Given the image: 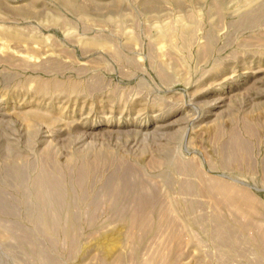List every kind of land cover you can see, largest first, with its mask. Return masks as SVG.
Instances as JSON below:
<instances>
[{
	"label": "rangeland",
	"instance_id": "obj_1",
	"mask_svg": "<svg viewBox=\"0 0 264 264\" xmlns=\"http://www.w3.org/2000/svg\"><path fill=\"white\" fill-rule=\"evenodd\" d=\"M69 1L0 0V264H264V0Z\"/></svg>",
	"mask_w": 264,
	"mask_h": 264
},
{
	"label": "bare ground",
	"instance_id": "obj_2",
	"mask_svg": "<svg viewBox=\"0 0 264 264\" xmlns=\"http://www.w3.org/2000/svg\"><path fill=\"white\" fill-rule=\"evenodd\" d=\"M249 2H252V1H254V0H248ZM63 3L65 4V5H70V1L69 0H63ZM195 30H196V27H195V25H185V26H180V27H174V26H167L166 28H165V30H164V32L162 31L161 32V34H160V37H159V39L161 38V39H163V38H171V37H174V34H177V35H179L180 37H181V40L183 41V44H187V43H189L190 42V40L192 39V37H193V33L195 32ZM173 39V38H172ZM171 39V40H172ZM181 41V42H182ZM86 44V43H85ZM88 44V43H87ZM99 44V43H98ZM92 45V44H91ZM96 45V44H95ZM181 45H182V43H181ZM209 48V45H203L202 47H201V49L204 51V50H207ZM228 185H226V184H224V183H221V182H215L213 185H212V187H211V190H212V193L215 195V194H217V193H219L220 195H221V198L218 200V205H222V204H238L237 203V201H236V198L234 197V194H233V189H231V188H229V187H227ZM36 190L38 191V195L40 196V199L42 200V202H44L45 204H46V206L48 207V209H50V210H54V209H57V199H55V197H53L52 195L53 194H51L50 193V191H49V179H47V178H45L44 180H42V181H40L39 183H38V185H37V188H36ZM235 191V190H234ZM237 194V193H236ZM238 196V195H237ZM238 200V199H237ZM171 209V208H170ZM56 212V211H55ZM149 215V214H148ZM162 215H164V214H162ZM162 215H159L160 217L162 216ZM147 216V215H146ZM150 216L152 217V215L150 214ZM150 216H148V218L147 217H143V224H142V227H141V229L143 228V230L145 229L146 230V227H147V225H148V223H147V220L148 219H151V217ZM150 217V218H149ZM162 218V217H161ZM160 218V219H161ZM55 217L54 216H50L49 215V218H48V223H46L47 225L48 224H51L52 222H55ZM152 220V219H151ZM246 221V220H245ZM244 221V222H245ZM149 222V221H148ZM150 224V223H149ZM151 224H153V222L151 223ZM174 225V224H173ZM168 226V228L167 229H170L171 228V230H172V225H167ZM170 226V227H169ZM177 226V225H176ZM165 227V226H164ZM149 229V228H148ZM167 229H163V230H161L162 232H160V234H159V237H160V235H161V233L163 234V236H164V230H166V231H168ZM175 227H174V231H175ZM180 229V228H179ZM151 231V230H150ZM159 231H160V229H159ZM165 231V237L163 238L162 237V235H161V237L163 238V239H165L166 240V236H168L169 235V238H170V234H172V233H170L169 231V233L170 234H168V235H166L167 234V232ZM177 231V230H176ZM143 232V231H142ZM145 233V232H144ZM180 233V232H179ZM179 233H176L177 235L179 234ZM262 233V232H261ZM175 234V233H174ZM145 235V234H144ZM177 235H176V239H177ZM168 238V237H167ZM174 238V237H173ZM173 238H171V240H173ZM161 239V238H160ZM165 240H163V242L165 241ZM254 240V239H253ZM160 241H162V239L160 240ZM167 242H169V244H167L166 246H169L170 245V242L171 241H169V239L167 240ZM166 242V243H167ZM165 243V242H164ZM159 244V243H158ZM174 244V243H173ZM162 245V244H161ZM164 245L165 244H163V246H161L163 249H164ZM161 248V250H163ZM157 250H159L158 249V247L156 248ZM169 249V248H168ZM153 251V250H152ZM165 251H167L166 249H165ZM164 251V252H165ZM155 252H156V250H155ZM159 252V251H158ZM158 252L156 253L157 255H158ZM162 252V251H161ZM167 252H169V253H167L166 255V257H168V254H170V251H167ZM151 254V253H150ZM153 254H155V253H153ZM164 254V256H165V253H163ZM157 255H152L151 254V256L153 257H156ZM150 256V257H151ZM161 256V255H160ZM170 256V255H169ZM153 257V258H154ZM158 257H156V259H157ZM161 258V257H160ZM149 259V258H148ZM156 259H154V260H156ZM162 259V258H161ZM149 260H151V259H149ZM163 260H164V257H163ZM162 261V260H161ZM160 260L158 261V263L160 264V262H161ZM165 262H166V260H164ZM146 262V261H145ZM153 262V261H152ZM154 264V263H153ZM162 264H164V262L162 263ZM168 264V263H167Z\"/></svg>",
	"mask_w": 264,
	"mask_h": 264
}]
</instances>
